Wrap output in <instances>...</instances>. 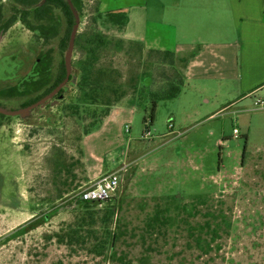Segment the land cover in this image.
Wrapping results in <instances>:
<instances>
[{"label": "rangeland", "instance_id": "1", "mask_svg": "<svg viewBox=\"0 0 264 264\" xmlns=\"http://www.w3.org/2000/svg\"><path fill=\"white\" fill-rule=\"evenodd\" d=\"M80 1L61 94L0 119V264H264L262 104L236 99L237 88L188 81L179 97L158 102L152 122L151 91L172 82L175 59L123 40L99 18L101 0ZM103 1L130 12L165 0ZM99 37L106 45L92 69L95 85L83 88L87 42ZM41 49L18 21L5 34L3 110H22L46 91L18 88ZM68 53L56 51L55 63ZM151 77L152 89L143 86ZM121 92L124 99L106 106ZM118 170L110 204L74 198ZM109 207L113 217L105 219ZM108 234L115 238L102 248Z\"/></svg>", "mask_w": 264, "mask_h": 264}, {"label": "crops", "instance_id": "2", "mask_svg": "<svg viewBox=\"0 0 264 264\" xmlns=\"http://www.w3.org/2000/svg\"><path fill=\"white\" fill-rule=\"evenodd\" d=\"M99 7L127 14L123 40L173 54L185 84H224L264 108V0H165L130 12L107 10L101 0Z\"/></svg>", "mask_w": 264, "mask_h": 264}, {"label": "trees", "instance_id": "3", "mask_svg": "<svg viewBox=\"0 0 264 264\" xmlns=\"http://www.w3.org/2000/svg\"><path fill=\"white\" fill-rule=\"evenodd\" d=\"M15 1H16V7L14 8L15 15L13 16L11 23L17 22L18 14L19 12H21L18 11L17 8L18 6L17 3L19 1L18 0ZM71 2L73 4L74 9L73 7H70L68 0H24L22 24L26 26L29 31L33 32L39 41H42V49L39 53V56L34 65V69L31 75L28 76L27 79L24 78L19 83L18 88L22 87L23 94H28L29 91L27 87H36L34 88L35 90L37 88L46 90L41 95L40 98L34 100L33 103H30L26 107L35 104L36 102L40 101L44 97L51 94L60 84H62L66 80L67 77L66 63L63 58L62 61L60 60L58 63H55L54 53L58 51L62 56H66V54L70 50L71 35L77 20L75 17V11H77L79 14L81 13V1L71 0ZM99 18L105 20L106 24L111 26L121 35L125 32L126 26L128 24V16L124 12H116L108 15L100 14ZM63 19H65V21L67 22V26H64ZM56 39H58V41H57V48L55 49L53 47V41ZM77 44H78V40L76 39V42L74 44L75 47L77 46ZM87 44L91 45V47H89L88 49L89 58L86 60L87 68H85L83 72V77L79 82V85L83 88L84 87L87 88V86L94 87L95 84L93 82H90V79H92V69L95 65V61L98 58L99 50L106 45L105 41L100 37L98 39H94L93 41H88ZM164 54L165 56L173 57V54L169 52H164ZM53 70H57L56 72L57 75L55 76L54 79L52 78ZM171 81L172 82L170 83H166L165 87H162L161 89H157V91L152 89L156 84L153 77L146 79L144 81L143 86L152 89L151 91L152 122L154 121V116L157 110L158 102L161 100L175 99L179 97L183 91V87L185 83L180 71L176 72L175 78L172 79ZM19 91L21 92V90ZM59 94H61V91ZM124 95L125 93L121 92L119 98L117 97L116 100H114L112 103L106 104V106L112 108L121 101L120 99H124ZM110 112L111 111L109 109L106 110L104 114L105 119L110 115ZM96 128L97 126L94 127V130ZM91 131H87L86 132L87 135L90 134ZM86 204H92V203H86ZM112 214L113 213H111V207H109L106 216L104 218L105 219L112 218L113 217ZM113 238H115V235L108 234L105 237V243H103L104 246H102V248H105V244H108V240L111 239L112 241Z\"/></svg>", "mask_w": 264, "mask_h": 264}, {"label": "built area", "instance_id": "4", "mask_svg": "<svg viewBox=\"0 0 264 264\" xmlns=\"http://www.w3.org/2000/svg\"><path fill=\"white\" fill-rule=\"evenodd\" d=\"M120 173L121 170H118L100 176L88 186L81 189L74 198L84 203L99 204L110 202L120 186Z\"/></svg>", "mask_w": 264, "mask_h": 264}, {"label": "water", "instance_id": "5", "mask_svg": "<svg viewBox=\"0 0 264 264\" xmlns=\"http://www.w3.org/2000/svg\"><path fill=\"white\" fill-rule=\"evenodd\" d=\"M68 2H69L70 7H73V4H72L71 0H68ZM75 17L77 19V22H76V24L74 26V29H73V32H72V35H71L70 50H69V53H68V56H67V59H66V66H67L68 75L70 73L69 72V70H70L69 69V67H70V57H71L72 51L74 49L75 38H76V35H77L78 26H79V22H78V18L79 17H78V14L76 12H75ZM66 83H67V80L64 81L62 84H60L51 94H49L48 96L44 97L43 99H41L40 101L36 102L35 104L30 105L29 107H26V108H24L22 110H19V111H16V112H5V111L0 109V113L6 114V115H10V116H18V115L24 114L26 112L32 111V110L44 105L45 103H47L52 98H54L64 88Z\"/></svg>", "mask_w": 264, "mask_h": 264}, {"label": "flooded vegetation", "instance_id": "6", "mask_svg": "<svg viewBox=\"0 0 264 264\" xmlns=\"http://www.w3.org/2000/svg\"><path fill=\"white\" fill-rule=\"evenodd\" d=\"M18 1L19 2L17 3L18 4L17 8H18V11H21V12H19V14H18L17 21L22 24L24 0H18ZM15 7H16V1L15 0H0V43L3 41V38H4L5 34L8 32V30L10 29V27L14 24V23H11V21H12L13 16L15 15V13H14ZM6 10L8 11V13L12 11L13 16L9 20L5 19V16H4V12ZM30 75H31V73L28 76H30ZM27 77H25V78L27 79ZM59 93L57 95H59ZM0 109L3 110L1 108V106H0ZM3 111H5V110H3ZM5 112H7V111H5ZM9 117H12V116L0 113V119L1 118H9Z\"/></svg>", "mask_w": 264, "mask_h": 264}]
</instances>
